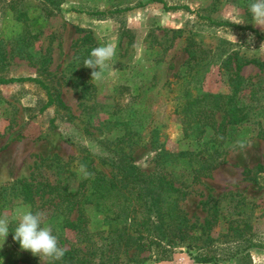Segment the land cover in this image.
<instances>
[{"label":"rangeland","instance_id":"obj_1","mask_svg":"<svg viewBox=\"0 0 264 264\" xmlns=\"http://www.w3.org/2000/svg\"><path fill=\"white\" fill-rule=\"evenodd\" d=\"M250 3L0 0V78L42 82L0 84V214L44 212L66 250L61 260H41L13 241L10 225L0 264H75L74 256L98 264L99 257L110 255L103 252L105 231H98L99 207L68 208L46 185L57 184L77 199L86 170L108 176L116 171L117 158H131L145 172L169 170L186 192L178 206L189 222L209 218L210 198L220 208L210 230L217 260L195 262L178 246L168 251L167 260H155L153 250L130 249L132 260L139 261L123 258L121 264H264V31L254 24ZM101 44L114 45L116 55L104 78L91 80L92 70L83 63L88 46ZM235 71L237 79L231 76ZM206 92L232 94L231 102L244 107L248 119L215 131L224 122L216 112L214 124L206 119L198 138L185 135L178 108ZM160 149L170 156L191 154L161 161ZM194 153L198 160L190 157ZM20 180L30 185L32 202L23 200ZM240 198L249 203L237 206ZM65 216L79 222L80 230L62 227ZM243 218L250 230L239 239L230 226L242 225ZM244 245V257L233 255Z\"/></svg>","mask_w":264,"mask_h":264},{"label":"trees","instance_id":"obj_2","mask_svg":"<svg viewBox=\"0 0 264 264\" xmlns=\"http://www.w3.org/2000/svg\"><path fill=\"white\" fill-rule=\"evenodd\" d=\"M151 1L161 2V0ZM94 13L101 14L102 12L96 11ZM209 22L215 25L228 24L227 22ZM236 27L246 28L252 30L255 34H259L256 29L250 26L236 25ZM97 43L96 41L93 45H98ZM91 49L92 46H88V51H91ZM184 49L190 55L191 52L188 47ZM248 61L261 65L256 60ZM240 66L241 64H236L235 68L238 69ZM232 75L236 79L239 77L236 71ZM14 81L42 84L38 78L29 76L0 78V84ZM231 99L232 94L220 95L210 92L197 94L187 99L178 108L183 133L185 135L192 133L193 138H198L200 133L205 132L203 124L207 122L214 124L212 116L216 112H220L224 122L217 123L216 128H214L215 131L222 130L221 128L225 123L235 125L246 121L248 119L247 110L231 102ZM206 119L207 122H205ZM126 123L123 122V127L126 126ZM183 154H191V152L178 151L170 156L169 152L160 149L158 157L161 161H165L168 156L173 158L177 155L183 156ZM195 155L194 153L190 157L194 159L196 158ZM118 159L114 165L116 171L108 176L92 168L87 169L86 175L79 183V191H77L79 197L77 199L74 198V194H69L65 188L63 189L57 184L47 183L46 185V191L50 194H57L61 198L58 202L67 201L66 206L68 208L75 205L77 211L81 212V204L87 203L99 207L103 219L98 231H105L102 240L106 249L103 250L104 247H97L100 248V252L103 250V252L108 251L111 254L99 257L98 264H121L123 258L137 262L139 260H132L134 250H153L152 255L155 260H167L169 258L168 251L178 246L184 247L189 252L194 250V254L188 252V255L195 262L205 263L217 260V253L214 249L216 246L213 245L214 239L210 235V230L219 219L220 208L216 204L217 199L210 198V201H212L210 205L211 215L208 219L202 220V222H189L178 206V201L186 195V192L180 185H175V176L170 175L169 170L160 172L157 168L145 172L137 169L131 163V158L127 160ZM196 159L198 160V158ZM193 178L197 179L195 174ZM17 183L23 200L32 202L30 185L24 180ZM237 201V206H244L249 203L241 198ZM204 202H207V200ZM238 209H235L236 212H238ZM243 212L242 210L239 213L242 215ZM240 222H242L240 226L238 223L230 226L231 230L237 232L238 238L244 230H250L245 218ZM61 223L62 227L76 231L80 230L79 222L68 220L66 216L61 219ZM88 240L90 241L89 238ZM244 241L245 238L242 242ZM92 243L94 244V241ZM246 248L247 246L244 245L242 249H236L233 255H238L239 258L244 257ZM130 249L133 251L128 254ZM74 262L75 264H86L91 262V259L74 256Z\"/></svg>","mask_w":264,"mask_h":264},{"label":"clouds","instance_id":"obj_3","mask_svg":"<svg viewBox=\"0 0 264 264\" xmlns=\"http://www.w3.org/2000/svg\"><path fill=\"white\" fill-rule=\"evenodd\" d=\"M249 11L255 25L264 31V0H251ZM243 23L242 20H234ZM235 39V38H234ZM116 55V48L111 44H101L91 49L89 57L83 66L91 69V80L97 81L104 78L105 71L109 68L108 61ZM13 241H18L22 250L30 251L42 260L58 261L64 257L65 249L59 245L57 236L52 227L47 223L46 214L42 211H19L9 217L7 213L0 214V248L3 247L5 238L10 231Z\"/></svg>","mask_w":264,"mask_h":264}]
</instances>
